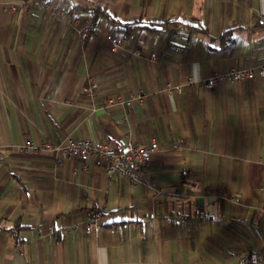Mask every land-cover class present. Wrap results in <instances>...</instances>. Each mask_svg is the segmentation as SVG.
I'll return each mask as SVG.
<instances>
[{
  "label": "crops",
  "instance_id": "1",
  "mask_svg": "<svg viewBox=\"0 0 264 264\" xmlns=\"http://www.w3.org/2000/svg\"><path fill=\"white\" fill-rule=\"evenodd\" d=\"M10 3L17 9L3 11ZM98 6L133 24L115 52L101 33H76L75 19L88 16L125 34ZM260 13L264 0H0V264H237L242 254L264 264V77L163 90L263 63ZM89 78L93 105L81 92ZM139 89L140 103L104 105ZM67 135L156 140L152 186L107 175L95 158L83 171L78 158L55 164L8 146ZM175 141L188 149L170 151Z\"/></svg>",
  "mask_w": 264,
  "mask_h": 264
},
{
  "label": "built area",
  "instance_id": "2",
  "mask_svg": "<svg viewBox=\"0 0 264 264\" xmlns=\"http://www.w3.org/2000/svg\"><path fill=\"white\" fill-rule=\"evenodd\" d=\"M39 5L42 8H48L58 15H66L64 9H56L50 7L49 2L43 1ZM17 9L16 3H10L3 6V11L13 12ZM29 12V10H28ZM259 21L264 23V13L258 15ZM78 23L76 33L86 38L91 34H99L108 41L109 50L115 52L125 44V37L122 35L112 34L110 31H101L91 20L90 17L84 16L82 18H76ZM156 54L153 52L150 54L151 59H155ZM258 74L264 77V62L256 64L250 67H231L226 71L214 70L210 75L202 79L189 78L184 83L170 85L166 84L164 91L177 95L185 87H198L205 90H210L213 87L224 83H237L243 80H250ZM81 92L92 103H95L98 97V84L93 78L88 79V83L82 87ZM144 97V92L139 89L137 91H130L127 93H119L116 95L108 96L105 100V106L120 105L122 107H130L133 102L140 103ZM10 147H16L17 151L23 155H48L55 164L65 158H78L80 161L85 162L82 167L83 171L87 170V163L90 158H95L101 161L104 165V171L107 175L120 176L127 179L132 185L144 184L147 187L152 186V178L146 177L145 172L150 167L152 157L159 151V146L156 140L151 139L147 144H137L131 138H126L121 142L114 145L104 142L90 141L82 138H72L71 136H65L60 142H53L49 139L34 142L32 139H25L18 144H9ZM168 149L170 151H182L188 149V146L180 141H175L169 144ZM77 168L74 167V171ZM216 196L222 201H228L235 204H242L241 198L236 195H226L221 191L216 193ZM258 209L264 215V204H261ZM101 212H105L102 208L95 212L97 218ZM71 228H76V224H71ZM68 228L67 225L55 230L52 226H48L46 230L42 226L36 228L38 237H42L44 234H56V232H64ZM237 264H256L249 258L247 254H242L237 259Z\"/></svg>",
  "mask_w": 264,
  "mask_h": 264
},
{
  "label": "trees",
  "instance_id": "3",
  "mask_svg": "<svg viewBox=\"0 0 264 264\" xmlns=\"http://www.w3.org/2000/svg\"><path fill=\"white\" fill-rule=\"evenodd\" d=\"M100 7L101 6H98V8H96L97 12L101 13V11H102L103 13H101V14L105 15L106 17H108L111 21L116 22V23H118L121 26L125 25L126 28H124L123 31H122V32L125 31V34L122 33V34H118V35H122V36H126L127 35L128 36L130 34L129 30H130V27L133 26V24H130V22L122 23V22L118 21L116 19V17L113 16V14H111L108 10L105 9V7H101V8Z\"/></svg>",
  "mask_w": 264,
  "mask_h": 264
},
{
  "label": "rangeland",
  "instance_id": "4",
  "mask_svg": "<svg viewBox=\"0 0 264 264\" xmlns=\"http://www.w3.org/2000/svg\"><path fill=\"white\" fill-rule=\"evenodd\" d=\"M49 5H50V7H53V8H56V9H63V8H60V7H56V6L52 5L51 3H49ZM68 7H70V6H68ZM43 9H48V8H43ZM64 10H65V9H64ZM66 10H67V9H66ZM66 10H65V12H66ZM55 14H56V13H55ZM79 21H80V20L77 21V26H78ZM94 24H95V23H94ZM95 25H96V24H95ZM96 26H97V25H96ZM10 143H12V142H9V143H8V146H9ZM12 144H14V143H12ZM17 152H18V151H17Z\"/></svg>",
  "mask_w": 264,
  "mask_h": 264
}]
</instances>
